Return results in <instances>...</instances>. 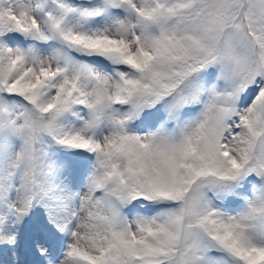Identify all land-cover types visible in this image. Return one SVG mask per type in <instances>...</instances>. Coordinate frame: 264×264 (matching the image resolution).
I'll list each match as a JSON object with an SVG mask.
<instances>
[{
	"label": "snow or ice",
	"instance_id": "snow-or-ice-1",
	"mask_svg": "<svg viewBox=\"0 0 264 264\" xmlns=\"http://www.w3.org/2000/svg\"><path fill=\"white\" fill-rule=\"evenodd\" d=\"M0 264H264V0H0Z\"/></svg>",
	"mask_w": 264,
	"mask_h": 264
}]
</instances>
